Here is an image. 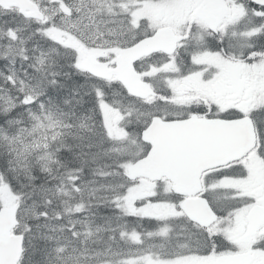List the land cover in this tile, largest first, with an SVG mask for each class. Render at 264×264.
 Here are the masks:
<instances>
[{"label":"snow or ice","instance_id":"obj_1","mask_svg":"<svg viewBox=\"0 0 264 264\" xmlns=\"http://www.w3.org/2000/svg\"><path fill=\"white\" fill-rule=\"evenodd\" d=\"M0 264H264V0H0Z\"/></svg>","mask_w":264,"mask_h":264}]
</instances>
